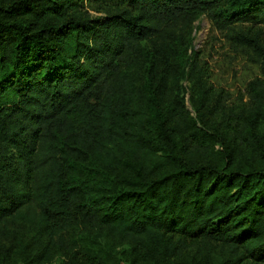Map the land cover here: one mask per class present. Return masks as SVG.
I'll list each match as a JSON object with an SVG mask.
<instances>
[{
    "label": "trees",
    "instance_id": "obj_1",
    "mask_svg": "<svg viewBox=\"0 0 264 264\" xmlns=\"http://www.w3.org/2000/svg\"><path fill=\"white\" fill-rule=\"evenodd\" d=\"M202 15L259 64L247 98L189 56ZM262 24L264 0H0V239L30 228L23 264H264Z\"/></svg>",
    "mask_w": 264,
    "mask_h": 264
},
{
    "label": "rangeland",
    "instance_id": "obj_2",
    "mask_svg": "<svg viewBox=\"0 0 264 264\" xmlns=\"http://www.w3.org/2000/svg\"><path fill=\"white\" fill-rule=\"evenodd\" d=\"M86 10V9H85ZM89 18H100L101 15L88 11ZM249 23H242L236 28H246ZM261 30V39L264 45V24L257 26ZM257 29V28H256ZM189 56H195L200 66L206 67L210 74L208 83L216 89H222L229 94V102H234L239 96L247 98L246 88L249 82L257 78H262L259 64L253 62L251 50L246 47L236 45L226 32L218 31L212 22L206 17H199L193 24L189 36ZM182 96L185 108L190 118H196V110L198 108V100L192 92L188 80L181 82ZM3 101L1 100V104ZM208 106L202 108V113H207ZM210 126L217 128L220 134L225 136L221 126V119L216 114H210ZM214 144V143H213ZM215 148H218L216 146ZM71 236V235H69ZM34 236L30 228L23 225H14L10 228V234L0 239V243L5 249L11 251V256L7 258L5 264H23L24 261L32 255L30 252V244L33 242ZM113 242V241H112ZM129 247L120 245L114 249L120 254V264H126L128 258ZM215 259V264L226 260L227 248H223L218 244H210L206 251ZM224 251V252H223ZM4 258L0 256V264H3ZM64 259L54 256L48 264H64ZM178 264H181L179 262Z\"/></svg>",
    "mask_w": 264,
    "mask_h": 264
}]
</instances>
